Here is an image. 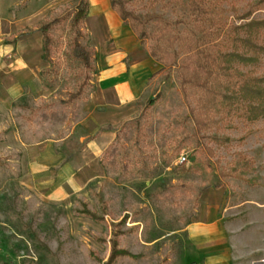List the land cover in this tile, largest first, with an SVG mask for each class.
<instances>
[{"label":"rangeland","instance_id":"obj_1","mask_svg":"<svg viewBox=\"0 0 264 264\" xmlns=\"http://www.w3.org/2000/svg\"><path fill=\"white\" fill-rule=\"evenodd\" d=\"M85 1L0 0V264H194L184 230L198 217L205 190L256 181L255 169L264 164V120L228 119L197 133L176 70L149 79L142 96L115 117L96 108L95 120L88 119L93 102L103 101L98 73L81 88L85 76L70 58L68 22L52 31L53 64L42 60L41 33L45 21ZM126 1L138 14L186 21L181 29L194 23L189 9L195 0ZM196 1L227 26L240 25L237 16L249 11L250 20H264V0ZM104 4L116 15L111 0H99ZM97 17L85 21L84 45L95 51L98 69L113 46ZM137 42L139 59L151 57L147 44ZM258 42L264 44V31ZM150 60L144 67L154 75L162 66ZM252 68L264 76V58ZM50 134L69 137L59 148L70 167L50 158L41 164L34 147ZM80 134L89 138L81 142ZM95 139L97 148L83 156Z\"/></svg>","mask_w":264,"mask_h":264},{"label":"trees","instance_id":"obj_2","mask_svg":"<svg viewBox=\"0 0 264 264\" xmlns=\"http://www.w3.org/2000/svg\"><path fill=\"white\" fill-rule=\"evenodd\" d=\"M159 1L162 0L153 3ZM90 7V0H86L71 14L45 21L41 26L42 60L53 64L57 40L52 31L68 22L70 58L80 63L81 75L85 76L81 88L89 85L98 73L95 51L84 45L88 39L84 26ZM128 7L126 0H111L113 11L141 43L147 44L151 58L162 66L152 78L165 70L177 71L180 91L190 108L197 133L209 132L228 119H242L252 125L264 120V76L252 68L264 58V44L258 42L264 31V20H250L253 12L249 11L237 16L242 22L240 25L227 26L221 15L195 0L189 9L194 23L181 29L188 24L184 20L142 15ZM153 23L155 28L149 30ZM80 94L81 91L73 94L68 101H75ZM156 102L157 98L151 100L150 107ZM213 141L221 143L217 137ZM86 216L98 220L92 212L87 211Z\"/></svg>","mask_w":264,"mask_h":264},{"label":"crops","instance_id":"obj_3","mask_svg":"<svg viewBox=\"0 0 264 264\" xmlns=\"http://www.w3.org/2000/svg\"><path fill=\"white\" fill-rule=\"evenodd\" d=\"M90 3L87 22L97 17L94 12L98 15L100 28L107 32L113 51L106 50L98 65L96 93L103 101L98 105L93 102L88 119L95 120L96 108L104 110L106 117L113 118L117 111L142 96L153 76L144 66L152 60L151 57L139 59L137 37L117 14L118 17L109 10L108 4L101 7L99 0ZM84 123L85 119L81 120L74 130ZM68 138L53 136L40 141L34 148L42 158L41 164L50 158L48 162L70 167L66 162L67 154L59 148ZM79 138L84 142L89 137L80 134ZM97 141L88 144L83 156L97 148ZM38 169L36 165L35 170ZM255 171L259 175L254 182L246 179L227 181L219 188L205 190L203 204L196 211L198 217L184 230L188 250L197 260L194 264H264V164L257 166Z\"/></svg>","mask_w":264,"mask_h":264},{"label":"built area","instance_id":"obj_4","mask_svg":"<svg viewBox=\"0 0 264 264\" xmlns=\"http://www.w3.org/2000/svg\"><path fill=\"white\" fill-rule=\"evenodd\" d=\"M187 159H186V157H181V158H179V164H181V165H184L187 161H186Z\"/></svg>","mask_w":264,"mask_h":264}]
</instances>
